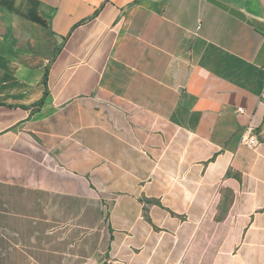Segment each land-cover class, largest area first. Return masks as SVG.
Instances as JSON below:
<instances>
[{
	"label": "crops",
	"instance_id": "0c3cea01",
	"mask_svg": "<svg viewBox=\"0 0 264 264\" xmlns=\"http://www.w3.org/2000/svg\"><path fill=\"white\" fill-rule=\"evenodd\" d=\"M109 261L264 264V0H0V264Z\"/></svg>",
	"mask_w": 264,
	"mask_h": 264
},
{
	"label": "built area",
	"instance_id": "2783aa9c",
	"mask_svg": "<svg viewBox=\"0 0 264 264\" xmlns=\"http://www.w3.org/2000/svg\"><path fill=\"white\" fill-rule=\"evenodd\" d=\"M243 111L242 108H237L236 112L241 113ZM239 143L240 145L254 150L258 147L260 144L258 133L256 132L255 127L253 126H246L241 130V134L239 137ZM106 264H115V261H109Z\"/></svg>",
	"mask_w": 264,
	"mask_h": 264
},
{
	"label": "trees",
	"instance_id": "16d2710c",
	"mask_svg": "<svg viewBox=\"0 0 264 264\" xmlns=\"http://www.w3.org/2000/svg\"><path fill=\"white\" fill-rule=\"evenodd\" d=\"M42 104V99L37 103L36 106H40Z\"/></svg>",
	"mask_w": 264,
	"mask_h": 264
}]
</instances>
